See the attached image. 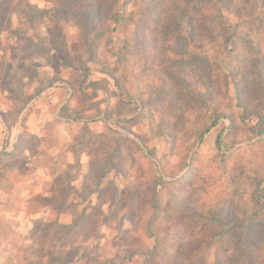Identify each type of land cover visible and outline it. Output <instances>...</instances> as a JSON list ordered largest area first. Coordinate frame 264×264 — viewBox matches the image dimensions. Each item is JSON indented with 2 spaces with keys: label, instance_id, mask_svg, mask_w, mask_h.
<instances>
[{
  "label": "rangeland",
  "instance_id": "374dc122",
  "mask_svg": "<svg viewBox=\"0 0 264 264\" xmlns=\"http://www.w3.org/2000/svg\"><path fill=\"white\" fill-rule=\"evenodd\" d=\"M157 1L0 0L12 19L0 24V264H264V79L251 65L264 8L199 2L206 36L193 38L164 28L175 9ZM94 8L112 23L92 44ZM176 45L206 57L216 92L187 122L149 91L204 75ZM166 114L182 127L175 143L158 132ZM155 193L167 211L148 231Z\"/></svg>",
  "mask_w": 264,
  "mask_h": 264
},
{
  "label": "trees",
  "instance_id": "16d2710c",
  "mask_svg": "<svg viewBox=\"0 0 264 264\" xmlns=\"http://www.w3.org/2000/svg\"><path fill=\"white\" fill-rule=\"evenodd\" d=\"M164 0H161L160 2L157 1L155 4H162L164 5L165 1L166 4L165 6L167 8L173 7L175 9L168 15H165L164 17V28L168 29L169 31H178L179 33L181 32V26H185L189 29V33L193 38L196 37H205V33L203 35H200L199 28L200 26H203V24L199 23V19L195 20V17L191 14L192 9L197 7V4L199 5L200 3H205L207 0H165L164 3H162ZM222 1V0H221ZM224 1V0H223ZM227 1V0H226ZM244 1V0H243ZM248 3H246V6L248 7L249 5H252V3H255L254 8H264V0H247ZM231 1H227L226 6H229ZM240 9H237L239 11ZM236 11V12H237ZM231 12V11H230ZM234 13H236L233 10ZM41 15L40 12L36 11L33 7L30 11H28L27 16L29 17L31 22H34V17H38ZM86 18L83 21V27H84V34L85 38L87 41H90L92 44L95 42V37L102 36L105 31L110 30V24L112 21H107L108 19L101 16L98 13V9L94 8L93 12L90 10L84 11L83 14ZM98 16L100 18V21H97L96 19H91V17ZM1 17V15H0ZM114 19L116 18L114 15L112 16ZM2 21H0V24L6 23L7 21L12 20L11 18L6 19V17H2ZM58 18V17H57ZM91 19V21H90ZM61 20V19H59ZM170 22V23H168ZM59 24L60 21H59ZM178 24V26L176 25ZM102 28V29H100ZM112 30H116L115 27ZM206 31H210L207 27ZM90 38L92 40H90ZM249 40V39H247ZM251 42V40H250ZM176 49L179 51L181 55H184L188 58L189 64H191V68L194 69V64L193 62L202 60L199 69L204 72V75H199L196 73L194 70L192 71H185L182 75H180L176 79V85L178 87H174L173 84H168L167 79L164 77H158L157 82L158 86L156 88L149 87V91L151 94L156 95L158 98L159 96L164 98L170 106L174 108V113L178 117V119L182 120L183 122L189 121V114H194L197 112V108H203V107H211V102L216 99V92L214 88V84L211 78V68L209 66V61L206 60L204 57H197L195 58L191 57V53L189 52L190 48L189 47H183L181 48L180 45H176ZM194 60H191V59ZM193 65V66H192ZM252 68H259L258 72V78L260 80L264 79V54L261 55V57L253 59L251 61ZM198 74V75H197ZM248 73L246 71L242 72V76H247ZM116 84H119V78L117 76L113 77ZM262 82V81H261ZM260 82V83H261ZM238 88V87H237ZM241 103L239 102L238 104L241 105L243 110L245 109L246 103H248L247 97L241 93ZM179 102H182L179 104ZM196 104V105H195ZM194 105V106H192ZM253 110L256 114H259V109L257 106L253 107ZM166 120L165 125L161 127V129L158 131L159 134H167L169 135L173 143H175L179 137V132L181 131L182 127H179V124L177 122H174L173 124V119L169 115H165L163 117V120ZM219 119V115L215 117V119L206 127L202 128L197 136L196 140L194 141L193 146L199 144L200 141L204 138V135L206 132L210 131V129L217 123V120ZM186 123H183V125ZM181 126V125H180ZM169 127L171 129H169ZM191 150V149H190ZM190 150L187 152V154L184 155L183 157V166L190 165V160L189 158V153ZM161 171L163 172L164 175H169L168 171L166 170V167L164 163L161 166ZM170 176V175H169ZM145 210L151 211L150 215L147 216L146 218H141V224L145 226L146 230L151 231L152 227V221L151 217L153 214L158 215V212L161 211H167L162 205L161 202L159 201V196L158 193L154 194V199L151 201Z\"/></svg>",
  "mask_w": 264,
  "mask_h": 264
},
{
  "label": "crops",
  "instance_id": "0c3cea01",
  "mask_svg": "<svg viewBox=\"0 0 264 264\" xmlns=\"http://www.w3.org/2000/svg\"><path fill=\"white\" fill-rule=\"evenodd\" d=\"M1 128H2V123L0 122V131H1ZM6 144H8V142L7 141L5 142L3 134L0 133V152L3 149V147L6 146Z\"/></svg>",
  "mask_w": 264,
  "mask_h": 264
}]
</instances>
